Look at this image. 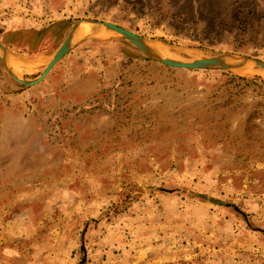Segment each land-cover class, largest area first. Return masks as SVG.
Returning a JSON list of instances; mask_svg holds the SVG:
<instances>
[{
    "label": "rangeland",
    "instance_id": "1",
    "mask_svg": "<svg viewBox=\"0 0 264 264\" xmlns=\"http://www.w3.org/2000/svg\"><path fill=\"white\" fill-rule=\"evenodd\" d=\"M86 19L156 43L163 58L237 53L264 62V0H0V41L18 78L40 77ZM29 33H39L35 52L26 46ZM83 37L33 87L17 83L0 54V264H264V157L240 156L230 134L222 136L227 128L203 117L188 156L174 149L161 160L157 138L128 137L119 109L111 124L80 93L89 74L102 82L111 75L112 86L124 80L123 62L147 58L107 32ZM150 62L205 84L264 82L233 69ZM206 126L215 131L210 147ZM253 130L248 125L258 139Z\"/></svg>",
    "mask_w": 264,
    "mask_h": 264
},
{
    "label": "trees",
    "instance_id": "2",
    "mask_svg": "<svg viewBox=\"0 0 264 264\" xmlns=\"http://www.w3.org/2000/svg\"><path fill=\"white\" fill-rule=\"evenodd\" d=\"M38 37L39 33H29L30 43L26 46L31 52L38 48V43L34 42ZM118 68L124 80L112 86L111 75L109 81L102 82L89 74L87 82L90 83L80 92L83 97L91 98L86 108L103 111L111 124L119 109L118 121L122 122L121 128L129 129L128 137L136 139L143 134L158 139L156 152L161 160H169L174 149L179 157L188 156V139L203 117L206 121L212 120L210 125L216 121L227 128L223 129L222 136L230 134L238 144L236 152L240 156L251 152L264 157V82L259 78L237 77L236 84L231 86H225L222 79L205 84L197 78L177 76L171 69L164 74L158 70L159 65L138 56H132ZM94 94H107L111 99L103 103L94 99ZM248 125L253 126V134L258 139L247 133ZM202 132L204 146H212L215 131L210 126L207 130L206 126ZM104 134H107L105 130L98 132L101 142L106 138ZM3 157L5 155L0 154V160Z\"/></svg>",
    "mask_w": 264,
    "mask_h": 264
},
{
    "label": "water",
    "instance_id": "3",
    "mask_svg": "<svg viewBox=\"0 0 264 264\" xmlns=\"http://www.w3.org/2000/svg\"><path fill=\"white\" fill-rule=\"evenodd\" d=\"M86 26H95L100 29V33L107 32L114 36H119L125 40L131 42L137 47L143 55L152 62L161 64L163 66L177 69V70H202V71H222L226 69H235L237 66L251 67V72L256 76L264 77V62L254 59L252 57L241 55L237 53H226L218 57L213 58H163L164 55H160L158 52L150 50L151 46L156 45L145 38L138 36L137 34L119 27L115 24L108 22H99L91 19H86L78 22L69 33L66 41L60 47V49L53 56L51 61L47 64L40 77L33 81H22L18 78L14 69V55L13 53L0 41V54L6 58L7 72L9 75L20 85L33 87L41 84L47 76L52 72L56 65L62 61L76 46V39H84L82 35V29ZM81 33V35H80ZM96 34V35H99ZM94 35V34H91ZM80 36V37H79ZM157 46V45H156ZM159 47V46H158ZM235 67V68H234ZM253 69H257L253 70Z\"/></svg>",
    "mask_w": 264,
    "mask_h": 264
},
{
    "label": "bare ground",
    "instance_id": "4",
    "mask_svg": "<svg viewBox=\"0 0 264 264\" xmlns=\"http://www.w3.org/2000/svg\"><path fill=\"white\" fill-rule=\"evenodd\" d=\"M82 35H91V34H99L100 29L95 26H86L82 29ZM150 50H153L154 52H158L161 56L166 54V49H163L162 47H158L156 45L151 46ZM235 68V67H234ZM251 67L248 66H237L234 71H236L239 75L245 76L248 75L251 72Z\"/></svg>",
    "mask_w": 264,
    "mask_h": 264
}]
</instances>
